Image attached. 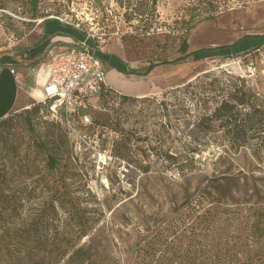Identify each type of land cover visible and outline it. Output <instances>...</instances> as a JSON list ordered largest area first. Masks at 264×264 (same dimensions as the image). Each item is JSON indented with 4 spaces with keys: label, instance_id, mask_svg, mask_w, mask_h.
Here are the masks:
<instances>
[{
    "label": "rangeland",
    "instance_id": "1",
    "mask_svg": "<svg viewBox=\"0 0 264 264\" xmlns=\"http://www.w3.org/2000/svg\"><path fill=\"white\" fill-rule=\"evenodd\" d=\"M49 20L78 32L103 54H117L134 71H119L102 60L106 83L115 89L107 85L82 108L80 116L90 120L83 131L93 130L97 149L109 154L101 167L86 146L76 152L59 114L34 112L46 98L27 106L23 97L7 116L9 123L0 127V168L6 176L1 190L15 201L0 211V238L11 248L0 250V264H38L52 252L50 244H56L57 254L71 242L89 249L91 264H160L159 258L186 264L182 255L193 264L187 256L193 257L194 240L201 241L198 246L205 252L200 257L207 264H264V207L260 213L248 204L212 206L201 223L196 215L203 211L187 210L182 218L158 226L167 230L155 238L139 218L142 210L167 212L172 206L168 195L180 198L186 185L193 191L203 175L264 177V157L259 159L264 132L255 136L254 125H247L245 147L236 152L240 141L229 133L237 128L235 122L212 117L235 89L264 104V46L246 52L264 41L257 37L264 35V0H38L36 6L33 0H0V67L20 74L25 94L37 87L38 69L47 60L42 52L36 58L31 54L43 41L41 23ZM245 36L225 51L147 71L150 63L180 57L183 38L193 52L231 45ZM4 56L15 59L12 66L1 61ZM3 85L9 88L7 82ZM0 105L9 107L10 102L3 98ZM257 121L256 128L264 127V114ZM40 142L58 154L59 170H48ZM220 156L226 160L215 171ZM143 189L155 193L151 202L139 199ZM130 199L135 208L129 204L113 214ZM35 221L47 226L37 234L19 235ZM174 226L181 236L170 234ZM39 239L48 242L49 252L37 249Z\"/></svg>",
    "mask_w": 264,
    "mask_h": 264
},
{
    "label": "trees",
    "instance_id": "2",
    "mask_svg": "<svg viewBox=\"0 0 264 264\" xmlns=\"http://www.w3.org/2000/svg\"><path fill=\"white\" fill-rule=\"evenodd\" d=\"M38 0H33V3L37 4ZM58 23H60L58 20H56ZM247 36L239 39L237 42L231 45H223L213 48H204L197 51L189 52V44L187 41V38L182 39V44L180 47V52L182 55L172 61H161L157 63H150L149 66H147V71H149L151 68H153L156 65L160 64H167L170 62H181L189 57H197L198 55H201L205 52H215V51H225L229 47H233L237 45L240 40L246 38ZM262 37L263 36H257ZM264 46V41L256 45L255 47L251 48L250 50L246 51L247 53L256 51ZM97 56L100 57L105 62L109 61V54H103L100 50H97ZM231 55V54H228ZM1 61L5 64H12L15 59L12 56H4L1 58ZM128 67H126L125 71L127 72ZM129 72H133L134 70H128ZM125 99H128L129 96L124 95ZM54 102V99L46 98L44 101H41L39 103V106H35L33 108L34 112L41 110H45L47 112L51 111V106ZM246 110H249L248 112ZM27 112H31V109H26ZM61 117V114L58 113ZM264 114V104L261 105L259 103L254 102V98L251 97L247 91L240 90L236 91L234 90L233 94H228V100L224 101L223 104L216 109L215 114L212 116L214 118L220 119L224 118L225 121L230 123L235 122L236 129L228 128L229 133H232L235 136V139L240 141L237 145L236 152L242 149V147H245L246 143V135L249 130H247L246 126L249 124H253L252 126L253 131H256V135H260L264 132V127H260V125L256 128V124H259V122H256V118H258L260 115ZM58 119V118H57ZM55 118V122L58 123L61 122L60 119L57 120ZM54 120V119H53ZM9 123V117L3 118L0 120V127L3 128L5 125ZM255 123V124H254ZM261 124V123H260ZM53 132V136H55ZM243 139V140H240ZM55 140L53 143H55ZM46 142H40L39 149L41 152L46 154V160H47V167L49 171H55L59 170L60 168V159L58 158V154L53 152L48 146L45 145ZM72 146V145H71ZM72 148V147H71ZM260 152H262V155H259L260 161L263 160V154H264V146L260 148ZM72 151V157L75 160L76 156L74 154L73 148ZM226 160V157L220 156L217 159V162L215 164L216 170H219V166L222 165L223 161ZM264 165V164H263ZM215 172L212 176L209 175H203L201 176V179L199 180L198 184L196 185L195 189L193 191L188 188L186 185L183 186L182 189L183 194L180 198H178L179 194H169V202L172 206H170V209L163 213V209H161L159 212H147V211H141L139 214L140 223L143 224L146 230H148V233H153L152 237H159V234H162L164 231L167 230L165 227L164 230L160 231L158 226L164 225L171 221L170 218L178 216L179 219L182 218V214L184 211L187 210H193L196 209V212L203 211V215L199 216L196 215V221L197 223L203 222L205 211L208 212V208L214 207L219 208L223 206L227 207H233V206H243L245 204H248L251 207H258L256 208V211L262 213L260 211L261 208L264 207V195H262V191L264 188V177L256 176L253 173L250 174H236L234 173H221L219 175ZM6 176L4 173V170L0 168V211L2 210H8L9 206L13 205L15 199L14 196L6 194L2 192L1 187L5 184ZM164 195V194H163ZM144 198L146 201L151 202L155 198V193L151 190H145L143 189L140 192L139 199ZM148 203V202H147ZM129 204H133L135 208V200L130 199L128 201L123 202L120 206L114 209V212L119 211L122 208H128ZM149 204V203H148ZM262 215V214H261ZM153 217V218H152ZM4 218V217H3ZM213 221L212 219L210 220ZM200 224H197L199 226ZM32 228H24L20 229L19 235L25 236L26 233L28 236H30L32 233L37 234L40 233L42 229H44L47 225L43 224L41 221H35L31 222L29 225ZM175 230L171 231V235H179L181 236L180 229L176 228L174 226ZM171 229V228H169ZM158 231V232H157ZM88 233L86 232L83 236H87ZM163 237V236H162ZM6 242V241H5ZM2 238H0V250L2 248L5 249H11L10 245L5 243ZM196 242L194 244V253L193 250L190 253H193V257L187 256L189 261L194 262L193 264H207L206 258L200 257L205 251L203 246H198V244L201 242L199 240H194ZM66 249L61 250L57 254H53V251L58 249L56 244H50L52 252L49 254H45L44 258L36 260L38 264H91L93 263L92 258L93 255L90 254V251L88 248H86L84 245H79L78 243H67ZM164 244H168V238L165 239ZM37 249L38 250H44L49 252L48 248V242L39 239L37 241ZM215 247V246H214ZM212 251V250H211ZM210 251V252H211ZM13 255V254H10ZM15 255V254H14ZM157 254H151V256L155 257ZM185 255L181 256L182 261L184 263H189L188 260H184ZM163 258V256L161 257ZM219 256L216 255L215 259H218ZM164 260H168L166 258L163 259H157L156 262H159L160 264H174L172 260L164 262ZM216 263V260H215Z\"/></svg>",
    "mask_w": 264,
    "mask_h": 264
},
{
    "label": "built area",
    "instance_id": "3",
    "mask_svg": "<svg viewBox=\"0 0 264 264\" xmlns=\"http://www.w3.org/2000/svg\"><path fill=\"white\" fill-rule=\"evenodd\" d=\"M94 39V35H92ZM97 47L86 42H73L66 46L62 42H52L46 49V71L48 84L53 87V93L46 90V98L54 99L51 111L61 114L62 122H66L69 135L75 143V150L79 153L85 147L93 151L97 166L106 164L108 151L97 149L98 139L94 131H83V126L90 125L88 115H81L82 108H86L92 100L98 98L107 86V72L104 63L97 56ZM80 116L81 125L75 120ZM93 131V132H92Z\"/></svg>",
    "mask_w": 264,
    "mask_h": 264
},
{
    "label": "crops",
    "instance_id": "4",
    "mask_svg": "<svg viewBox=\"0 0 264 264\" xmlns=\"http://www.w3.org/2000/svg\"><path fill=\"white\" fill-rule=\"evenodd\" d=\"M41 25H42L41 26L42 31L44 32L43 41L41 42V44H39L38 47L36 45V47L32 49L31 57L33 58H36L38 54H40L41 52L43 53V55H45L46 49L52 42H62L64 45L68 46L73 42L87 41V38H84V36L80 35L78 32L74 31L73 29L67 28L63 24L58 23L56 20H49L45 24L44 22H42ZM109 55L110 57L108 63L111 64V67L119 71L125 72V69L128 66L125 65L124 60L117 54L111 53ZM45 64L39 67L36 75V83H37L36 88L39 87L38 84L39 81L42 84V86H40L43 92V96L41 99L36 98L33 94L36 88H33L32 91L26 94L22 92L21 87L23 81L20 78V74H17L13 67H9V66L0 67V102L1 99L3 98H5L7 101L10 102L9 107H4L3 105H0V120L6 118L15 109L19 104V102L21 101V98L23 97L25 98V100H27V102L25 103L27 104V106L31 101L32 102L34 100L39 101L46 98L47 95L45 88L48 85V74L46 71ZM10 66H12V64ZM3 82H7V85L9 86L10 90L8 87H5L3 85ZM107 85H109L108 82ZM26 86L27 84L24 87H22V89H25ZM109 86L112 87L111 85ZM123 94L129 95L125 93Z\"/></svg>",
    "mask_w": 264,
    "mask_h": 264
},
{
    "label": "bare ground",
    "instance_id": "5",
    "mask_svg": "<svg viewBox=\"0 0 264 264\" xmlns=\"http://www.w3.org/2000/svg\"><path fill=\"white\" fill-rule=\"evenodd\" d=\"M39 87L38 88H36L35 89V91H34V94H35V96L37 97V98H42V96H43V92H42V89L40 88V86H42V84L40 83V81H39ZM47 89H48V91H50L51 93L50 94H52L53 93V87L50 85V84H48L47 85Z\"/></svg>",
    "mask_w": 264,
    "mask_h": 264
}]
</instances>
